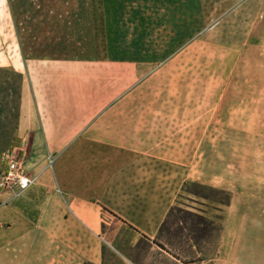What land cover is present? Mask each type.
<instances>
[{
	"label": "crops",
	"instance_id": "obj_1",
	"mask_svg": "<svg viewBox=\"0 0 264 264\" xmlns=\"http://www.w3.org/2000/svg\"><path fill=\"white\" fill-rule=\"evenodd\" d=\"M21 1L25 3L16 2ZM34 1L60 7L54 13L36 11L30 18L13 11L14 35L0 67H13L23 76V144L31 133L34 146L48 149L55 159L49 169L36 159L31 166L25 163L38 181L24 196L0 191V227L15 235L23 220H31L34 229L44 228L80 260L102 264L105 213L154 240L179 205L186 183L228 189L216 183L222 175L202 181V164L210 157L204 148L213 132H264V31L259 29L264 21L252 23L242 41L219 45L226 54L214 61L215 68H224L215 71L214 90L148 91L146 80L136 76V68L147 62L103 54L109 50L104 42L109 0H29ZM0 2L9 29L8 8L14 0ZM113 3L116 36L121 28L116 21L128 15L136 21L138 1ZM128 30L136 34V26ZM117 69H127L128 75L116 74ZM240 258L249 255L240 253ZM211 264L233 263L219 251Z\"/></svg>",
	"mask_w": 264,
	"mask_h": 264
},
{
	"label": "rangeland",
	"instance_id": "obj_2",
	"mask_svg": "<svg viewBox=\"0 0 264 264\" xmlns=\"http://www.w3.org/2000/svg\"><path fill=\"white\" fill-rule=\"evenodd\" d=\"M16 1L9 3L12 23L9 29L6 19L0 16V60L5 53L8 54L10 38L14 35V20L11 18L14 13L30 18L36 11L54 13L60 7L59 4L38 1ZM113 1L106 4L111 14L104 42L109 50L103 54L106 57L116 55V59L147 62L136 68V76L146 80L145 90L148 91L203 93L214 90L215 71L224 70L215 68L214 61L222 60L226 54L219 45L242 41L247 31L254 27L252 23L264 21V0H191L184 5L171 0H137L136 21H129V15L116 21L121 28L115 36L112 34V13L116 11ZM120 7L129 12L127 3ZM4 11V4L0 2V13ZM28 21L31 20L25 23ZM132 25L136 26V34H133ZM260 27L264 31V23ZM89 38L92 42V37ZM114 41L116 50L113 49ZM89 54L91 56L94 52ZM169 59L175 62L166 65ZM126 71L117 69L116 74L128 75ZM20 75L13 67H0V172L6 166L8 154H17L30 166L36 159L37 163L41 161L39 166L44 163L42 166L48 169L55 159L48 149L34 146L31 133H28L26 145L23 144L15 109L18 103L15 90L19 89ZM121 87L124 89L123 84ZM210 134L209 146L204 148L210 157L202 164V181L213 175H222L216 183L232 192V205H217L184 192L178 207L193 213H197L193 210L195 207L204 209L208 215L198 214L223 225V242L218 247L212 246V256L222 251L233 264H264V132L217 131ZM38 169L36 172L40 171ZM192 201L206 203L210 208ZM105 221L102 230L104 247L108 255L114 257H108L106 264H182L157 245L151 248L144 237L109 213H105ZM21 226L19 234L9 236L0 227V264H88L66 250L59 241L54 242L44 228L34 229L31 220H23ZM140 241L148 247L138 248ZM168 251L179 253L170 247ZM240 253H247L249 259L241 260ZM184 255L192 257L188 253Z\"/></svg>",
	"mask_w": 264,
	"mask_h": 264
},
{
	"label": "trees",
	"instance_id": "obj_3",
	"mask_svg": "<svg viewBox=\"0 0 264 264\" xmlns=\"http://www.w3.org/2000/svg\"><path fill=\"white\" fill-rule=\"evenodd\" d=\"M20 78L19 89L15 90L18 101L15 108L17 117L20 115L23 76L20 75ZM5 89L7 90V88H3L2 90L5 91ZM0 124H2L1 118ZM184 192L217 205L226 207L232 205V192L228 190L201 183H186ZM102 229H105L104 224ZM223 231V225L215 220L174 206L168 213L156 239L151 240L146 236H144V239L148 241L151 248L152 245H157L160 249L172 255L175 260L182 264H197L212 262L216 258L218 251L213 256L210 251L212 246L218 247L221 243ZM147 247L148 245L143 241H140L138 244V248L140 249H145ZM169 247L174 248L179 253H170L168 251ZM194 249L196 251H194ZM187 253L192 257H185L184 254ZM108 257L114 258L108 255V251L106 247H104L102 264H106Z\"/></svg>",
	"mask_w": 264,
	"mask_h": 264
},
{
	"label": "built area",
	"instance_id": "obj_4",
	"mask_svg": "<svg viewBox=\"0 0 264 264\" xmlns=\"http://www.w3.org/2000/svg\"><path fill=\"white\" fill-rule=\"evenodd\" d=\"M6 158L7 167L0 173V191H9L14 198H20L36 185L38 178L29 174L17 154H8Z\"/></svg>",
	"mask_w": 264,
	"mask_h": 264
}]
</instances>
